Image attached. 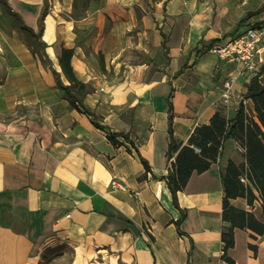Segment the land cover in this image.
<instances>
[{"label":"crops","instance_id":"1","mask_svg":"<svg viewBox=\"0 0 264 264\" xmlns=\"http://www.w3.org/2000/svg\"><path fill=\"white\" fill-rule=\"evenodd\" d=\"M8 1L36 31L45 7L48 13L42 55L0 3V264H46L48 248L61 252L49 264H264V234L249 228L235 229L228 251L234 263L223 257L222 173L230 161L246 162L237 140L225 139L209 170L193 174L179 206L164 179L176 159L167 156L171 128L188 144L195 126L219 110L214 102L228 75L246 94L252 75L239 74L210 48L262 23L264 5L96 0L76 20L74 0ZM64 46L75 49V74L91 87L83 102L92 115L58 85L55 71L70 83L59 60ZM260 54L258 68L264 45ZM249 104L259 121L252 98ZM239 108L236 96L222 112L234 119ZM110 131L131 141L118 135L114 144ZM113 178L128 187L112 186ZM254 191L253 204L244 196L231 202L264 224V200Z\"/></svg>","mask_w":264,"mask_h":264},{"label":"trees","instance_id":"2","mask_svg":"<svg viewBox=\"0 0 264 264\" xmlns=\"http://www.w3.org/2000/svg\"><path fill=\"white\" fill-rule=\"evenodd\" d=\"M93 1L96 0H74L71 17L78 20L85 16ZM47 2L48 0H45L46 6L48 5ZM0 3L3 5L5 12L7 11L15 16L20 28L31 33L33 37L31 44L34 46V51H38L42 55L45 54L46 44L41 40V35L48 8L45 7L43 10L40 16V27L36 31L28 26L24 19L13 10L8 0H0ZM249 14H252V12H249ZM242 21H245V18ZM74 52V48L64 46L62 49L59 60L63 73L66 74L70 83L64 85L60 74L55 71L58 85L67 90V94L74 105L92 115L83 102L84 96L90 92L91 87L75 74L72 65ZM260 75L261 73H257L250 78L248 90L245 94L246 97L254 100L259 121L255 120L251 115L249 116L242 105L234 119H229L222 110H218L208 124L195 126L196 128L188 144L177 142L170 126L171 136L167 156L169 158L176 156V159L172 164V170L164 179L171 188L176 206H179L178 193L186 188L193 174L209 170L212 163L218 160L225 139L234 138L242 141L246 146V151L244 152L246 162L237 165L235 162L230 161L222 173L225 185L223 220L228 222L222 233V240H224L223 257L232 263H234V260L229 256L228 251L236 244V228H249L258 234H264V224L256 217L254 212L238 209L231 202L233 198L244 196L248 198L250 204H253L255 198H257L254 187L257 188L264 200V83L261 82ZM169 114L170 125H172L174 118L172 102H170ZM94 122L98 127L106 128L98 120L95 119ZM118 135L124 136L126 140L131 141L129 135L124 132L116 133L110 131L109 138L114 144H120L117 140ZM195 146L199 147L200 150H196ZM143 161L146 170H151L148 161L146 159H143ZM242 174H247L249 183H244L241 180L240 176ZM181 221L182 219L176 221L178 227H180ZM250 246L252 248L255 247L252 244ZM60 253L59 249L48 248L42 257L43 262L46 264L51 263L53 258Z\"/></svg>","mask_w":264,"mask_h":264},{"label":"built area","instance_id":"3","mask_svg":"<svg viewBox=\"0 0 264 264\" xmlns=\"http://www.w3.org/2000/svg\"><path fill=\"white\" fill-rule=\"evenodd\" d=\"M264 45V20L259 24L248 25V27L234 36H229L221 39L213 44L210 50L219 56L220 60L226 63L236 65L239 74L256 75L258 73V61L261 59V49ZM223 62L220 66L223 65ZM221 69V67H220ZM236 76L228 75L224 80V90L219 101L214 102V105L219 110L229 106L237 96L240 100L244 111L250 116V98L245 94H238L235 88ZM237 148L241 152L246 151V146L242 141L237 140ZM196 150H200L195 146ZM244 183H249L247 174L240 176ZM111 185L125 189L128 186L117 178L111 180Z\"/></svg>","mask_w":264,"mask_h":264},{"label":"rangeland","instance_id":"4","mask_svg":"<svg viewBox=\"0 0 264 264\" xmlns=\"http://www.w3.org/2000/svg\"><path fill=\"white\" fill-rule=\"evenodd\" d=\"M259 1H260V3H262V6H263V5H264V0H259ZM262 6H261V7H262ZM261 9H262V8H261ZM261 9H259V10H261ZM262 17L264 18V14L262 15ZM262 17H261V18H262ZM263 18H262V19H263ZM262 19H261V20H262ZM261 20L259 19V20H257V21H258V22H262ZM230 25H231V24H230ZM231 29L234 30V27L232 26ZM258 69H259V70H258V73H261V74H262V73L264 72V64H263V66H260ZM263 81H264V78H263Z\"/></svg>","mask_w":264,"mask_h":264}]
</instances>
